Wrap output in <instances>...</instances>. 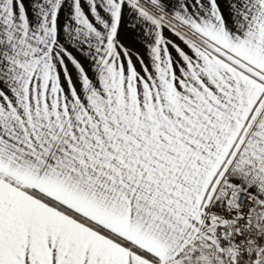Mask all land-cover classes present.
Listing matches in <instances>:
<instances>
[{
  "label": "snow or ice",
  "instance_id": "1",
  "mask_svg": "<svg viewBox=\"0 0 264 264\" xmlns=\"http://www.w3.org/2000/svg\"><path fill=\"white\" fill-rule=\"evenodd\" d=\"M0 264H264V0H0Z\"/></svg>",
  "mask_w": 264,
  "mask_h": 264
}]
</instances>
